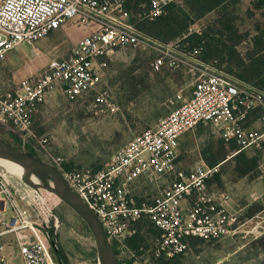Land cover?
Returning <instances> with one entry per match:
<instances>
[{
    "label": "built area",
    "instance_id": "1",
    "mask_svg": "<svg viewBox=\"0 0 264 264\" xmlns=\"http://www.w3.org/2000/svg\"><path fill=\"white\" fill-rule=\"evenodd\" d=\"M189 1L148 0L142 15L154 21L171 6L185 10ZM130 16V0H0V63L14 49L33 47L71 22L91 28L68 57L52 58L42 72L0 93V126L18 148L63 172L118 246L120 264H162L189 254L196 240H261L264 209L242 219L241 211L230 210L231 194L209 182L223 174V164L232 157L247 150L264 153V89L202 60L200 49L187 53L154 39ZM119 48H149L156 54L154 72L185 67L194 85L189 93L179 92L175 108L129 140L105 167L68 170L66 158L52 151L48 138L37 140V110L61 87L68 102L92 99L96 114L118 112L113 93L103 86L102 71ZM200 126L217 129L230 156L212 164L201 154L192 169H179L180 138ZM256 173L264 180V157ZM172 174L175 179L163 186ZM153 187L158 194L148 195ZM260 197L252 195L253 200ZM145 222L158 233L148 247L135 251L128 240L141 233ZM59 225L43 190L0 165V264H61L55 239Z\"/></svg>",
    "mask_w": 264,
    "mask_h": 264
},
{
    "label": "rangeland",
    "instance_id": "2",
    "mask_svg": "<svg viewBox=\"0 0 264 264\" xmlns=\"http://www.w3.org/2000/svg\"><path fill=\"white\" fill-rule=\"evenodd\" d=\"M147 2L130 0V22L145 29L154 39L177 45L186 52L203 46L210 57L208 62L241 78L259 82L254 78V70L256 61L263 55H257L255 38L264 29V0H224L213 11L200 8L192 0L189 7L173 16L174 30L180 32L177 37L167 32L169 14L154 24H146L142 14ZM90 32L89 26L71 22L33 47L23 45L11 51L0 63V93L12 88L21 78L42 72L52 58L68 57ZM155 59V52L149 48H119L107 59L103 86L113 93L119 109L115 114H96L92 99L71 103L62 92L49 95L41 106L45 109L41 125H35L37 140L48 138L52 151L66 158V169L105 167L111 156L129 140L175 108L179 92H187L194 85L195 77L187 73L185 67L167 71V76L157 75L152 68ZM0 136L17 146L2 126ZM192 136V132L186 136L191 137V146L180 156L188 168L197 163L201 154L212 164L230 156L220 142L217 129L205 126ZM262 157L264 153L253 150L232 157L223 164L224 181L216 179L214 188L226 189L227 183L242 206L249 204L246 199L250 197L249 190L254 189L253 182L258 178L256 167ZM43 192L60 220L55 239L64 264H98L95 242L86 223L57 196ZM147 194L156 192L151 190ZM249 209V213H253L257 205ZM141 229L148 247L150 238L157 232L148 222ZM162 264H264V238L250 244H232L228 240L196 242L189 254Z\"/></svg>",
    "mask_w": 264,
    "mask_h": 264
},
{
    "label": "water",
    "instance_id": "3",
    "mask_svg": "<svg viewBox=\"0 0 264 264\" xmlns=\"http://www.w3.org/2000/svg\"><path fill=\"white\" fill-rule=\"evenodd\" d=\"M5 163L16 167L25 176L41 179L47 191L57 195L86 223L95 242L98 264H120L117 250L109 241L99 217L71 188L58 167L21 150L0 136V165Z\"/></svg>",
    "mask_w": 264,
    "mask_h": 264
},
{
    "label": "trees",
    "instance_id": "4",
    "mask_svg": "<svg viewBox=\"0 0 264 264\" xmlns=\"http://www.w3.org/2000/svg\"><path fill=\"white\" fill-rule=\"evenodd\" d=\"M224 0H193L194 4L199 6L200 8L204 9V10H208V11H213L215 10L216 8H218L222 3H223ZM192 3V0L189 1V4H188V7L191 5ZM183 9H180V8H177V7H174V6H171L169 9H168V12H167V15L169 16L167 19H168V23H167V32L172 35H175L176 37L180 35V32H177L174 30V21H175V18L173 16L177 14H179V11H181ZM175 14V15H174ZM167 15L163 16V17H160L154 21H148L146 20V24L149 23V24H154L155 22H157L158 20L162 19V18H165ZM174 19V20H173ZM139 29L143 30L144 32L147 33V31H145V29L143 28H140ZM148 34V33H147ZM150 35V34H149ZM196 39V37L194 38ZM159 40V39H157ZM160 42H162L161 40H159ZM255 45L257 47V55H260L262 54L263 57L259 60L256 61V69L254 70V78H258L259 79V82H254V81H251V80H247V79H244V78H241L239 76H236L233 74V72H228L222 68H219L229 74H232L236 77H238L239 79L249 83V84H252L258 88H261V89H264V29L260 32V35L258 37L255 38ZM199 46V45H198ZM197 47V46H196ZM191 49L190 52H187V53H191L193 52L195 49ZM197 49H200L201 50V59L208 62L210 61V57L208 56L207 57V54L204 50V47L203 46H199L197 47ZM186 52V51H185ZM205 52V53H204ZM203 54L206 55V57H204V59L202 58ZM30 153V152H29ZM32 155H35L37 156L35 153H30ZM70 170V169H68ZM157 232V231H156ZM158 233V232H157ZM146 237H145V233L144 231L141 229V233L138 234L136 237L128 240V245L131 247V249L135 250V251H138V249L143 246V245H146ZM196 242H200V241H194L193 242V245H196ZM114 247L115 249L117 250L118 252V246L116 244H114ZM58 257H59V260L61 262V264H64V261H63V256H62V253L61 251L58 249Z\"/></svg>",
    "mask_w": 264,
    "mask_h": 264
},
{
    "label": "crops",
    "instance_id": "5",
    "mask_svg": "<svg viewBox=\"0 0 264 264\" xmlns=\"http://www.w3.org/2000/svg\"><path fill=\"white\" fill-rule=\"evenodd\" d=\"M60 30H62V29H60ZM59 31V30H58ZM57 32V31H56ZM55 34V33H54ZM38 44V43H37ZM105 70V69H104ZM103 70V71H104ZM103 71H102V74L104 75V73H103ZM157 75H164V76H167V70H163L162 72H155ZM22 79V78H21ZM18 82V81H17ZM16 82V83H17ZM191 90V89H190ZM190 90L189 91H187V92H185V93H189L190 92ZM57 92H62L63 93V91H62V88L61 87H59L55 92H53L54 94L55 93H57ZM53 93H51V94H53ZM51 94H49V95H51ZM64 94V93H63ZM48 95V96H49ZM47 96V97H48ZM65 96V95H64ZM43 105V104H42ZM41 105V106H42ZM41 106L38 108V110H37V113H36V116H35V125L37 124L38 126H40L41 124H40V121L44 118V116H45V109H44V107H42L41 108ZM167 115V114H166ZM157 122V121H156ZM155 122V123H156ZM153 126V125H152ZM37 127V126H36ZM202 127H205V126H200V127H198L196 130H194V131H192V133H193V136L196 134V132H198L199 131V129L200 128H202ZM189 133V132H188ZM188 133H186V134H184L181 138H180V147H179V154H180V156L182 155V153H183V155H184V152L186 151V150H188L189 148H190V139H191V137H186L187 135H188ZM193 136H192V138H193ZM192 140V139H191ZM82 167H84V166H82ZM194 167V166H193ZM193 167H190V168H188L187 166H185L184 165V163H183V161L182 160H180V158H179V162H178V168L179 169H183V170H190V169H192ZM222 179L223 181H224V176L222 175V176H217L216 178H214L213 180H211L210 182H209V184H210V186L213 188V189H216V190H221V189H217V188H214V186H213V184L215 183V181H216V179ZM175 179V174H172V175H169V176H167V179L166 180H164V182H163V186H168L173 180ZM257 180V181H256ZM255 180V182H253V187H254V189H252V190H249V192L248 193H250V197L248 198V199H246V200H248V202H249V204H246V205H243L242 206V204H241V202H240V200H239V198L238 197H235V194L232 192V188L229 186V185H227V183L225 184V188L226 189H223V190H226L227 192H229L230 194H231V196H232V201H231V207H230V210L231 211H241L240 212V214H241V218L242 219H244L245 217H251V216H255V215H257L258 213H260L261 211V209L262 208H264V199H263V192H264V180H261V179H259V178H257ZM257 182V184H255ZM149 189H151V190H155V192H156V194H158V189H156V188H149ZM263 191V192H262ZM262 192V193H261ZM138 194H140V191L138 190V192H137ZM255 193L257 196H261L260 198H258L257 200H253L252 199V195ZM253 204H256L257 205V209H254V211H253V213H249V211L251 212V209H249V207H251V205H253ZM253 209V208H252ZM224 240H228V242H231L232 244L234 243H240L239 241H237V240H234V239H232V238H226V239H223V240H220V241H217V242H223ZM213 243V242H212Z\"/></svg>",
    "mask_w": 264,
    "mask_h": 264
},
{
    "label": "bare ground",
    "instance_id": "6",
    "mask_svg": "<svg viewBox=\"0 0 264 264\" xmlns=\"http://www.w3.org/2000/svg\"><path fill=\"white\" fill-rule=\"evenodd\" d=\"M5 169H7L9 172L15 174L16 176H19L22 178L25 182H27L30 185L37 186L39 188H42L43 190L47 191L45 189L44 183L41 179L34 177V176H25L20 170H18L16 167L11 166L9 164H3L1 165ZM49 192V191H48ZM51 193V192H50ZM53 194V193H52ZM55 195V194H54ZM57 196V195H55ZM58 197V196H57ZM59 198V197H58ZM60 199V198H59Z\"/></svg>",
    "mask_w": 264,
    "mask_h": 264
}]
</instances>
